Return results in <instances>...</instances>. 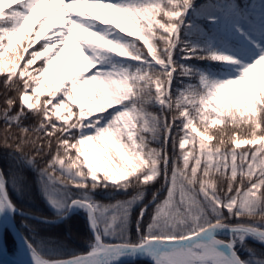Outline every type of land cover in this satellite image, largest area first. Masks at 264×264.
<instances>
[{
	"label": "snow or ice",
	"instance_id": "6c2138e0",
	"mask_svg": "<svg viewBox=\"0 0 264 264\" xmlns=\"http://www.w3.org/2000/svg\"><path fill=\"white\" fill-rule=\"evenodd\" d=\"M0 84V256L264 264V0H0ZM80 213L85 252L37 239Z\"/></svg>",
	"mask_w": 264,
	"mask_h": 264
},
{
	"label": "trees",
	"instance_id": "16d2710c",
	"mask_svg": "<svg viewBox=\"0 0 264 264\" xmlns=\"http://www.w3.org/2000/svg\"><path fill=\"white\" fill-rule=\"evenodd\" d=\"M3 86L0 84V109L3 108ZM35 121L27 120L25 124H33ZM18 130L10 129L6 130L5 125L0 121V154L7 151L3 147L4 138L6 135L16 134ZM11 142V141H9ZM159 187V185L157 186ZM124 197H116V199H123ZM150 199V195L147 197ZM13 199L17 203L18 207L25 211L52 218L55 216L51 209L46 204L45 199L40 194L35 183L32 188L25 194L13 193ZM97 199H103L104 203L114 202L108 198L97 197ZM139 208H135L131 214L129 220V234L132 239H136V220L138 217ZM22 221L24 218L21 216L15 217V223L21 232L27 234L26 229L22 227ZM149 222V216H146L143 223L146 226ZM29 225H35V220H27ZM92 234L89 231L86 223L85 216L80 213L68 220L61 221L60 223H51L47 225H40L37 228V239H43L45 242L51 243L53 246L58 247L64 255L72 253H83L88 248V242L91 240ZM258 247V246H257ZM16 249V243L13 241L12 235L7 237V250L9 253H13ZM136 264H147V261H137Z\"/></svg>",
	"mask_w": 264,
	"mask_h": 264
},
{
	"label": "water",
	"instance_id": "95a60500",
	"mask_svg": "<svg viewBox=\"0 0 264 264\" xmlns=\"http://www.w3.org/2000/svg\"><path fill=\"white\" fill-rule=\"evenodd\" d=\"M26 214H30V215H35V216H40V215H37V214H34V213H31V212H27L25 211ZM44 217V216H43ZM50 221H55L56 218H49L47 217ZM55 223V222H54ZM60 223V222H59ZM16 226V224H15ZM16 229H18V227L16 226L14 229H13V234L15 233ZM15 259V256L9 254L7 251L3 254V256H0V264H13V261Z\"/></svg>",
	"mask_w": 264,
	"mask_h": 264
},
{
	"label": "rangeland",
	"instance_id": "374dc122",
	"mask_svg": "<svg viewBox=\"0 0 264 264\" xmlns=\"http://www.w3.org/2000/svg\"><path fill=\"white\" fill-rule=\"evenodd\" d=\"M52 211V210H51ZM53 212V211H52ZM53 214H54V212H53ZM55 217V216H54ZM53 217V218H54ZM15 222V221H14ZM16 224V223H15ZM17 226V225H16ZM7 252H8V250H7ZM15 252H16V249H15V251L13 252V253H10L11 255H13V256H15ZM9 253V252H8Z\"/></svg>",
	"mask_w": 264,
	"mask_h": 264
}]
</instances>
